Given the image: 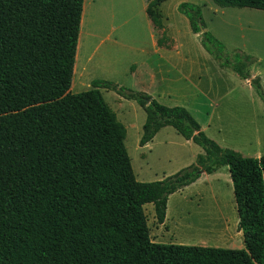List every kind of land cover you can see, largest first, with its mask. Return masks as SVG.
<instances>
[{
    "label": "trees",
    "instance_id": "16d2710c",
    "mask_svg": "<svg viewBox=\"0 0 264 264\" xmlns=\"http://www.w3.org/2000/svg\"><path fill=\"white\" fill-rule=\"evenodd\" d=\"M147 15L163 29L159 6ZM221 8L264 11V0H211ZM85 0H0V264H264V155L244 157L222 148L182 106L94 80L71 92ZM178 11L222 69L249 81L264 102L257 60L224 46L206 30L200 7ZM204 30V32H202ZM165 34L158 39L163 46ZM102 90L136 101L146 113L140 146L166 127L200 146L196 165L162 181L137 180L127 130ZM228 167L243 234V249L152 240L144 206L158 224L169 197L203 173Z\"/></svg>",
    "mask_w": 264,
    "mask_h": 264
},
{
    "label": "rangeland",
    "instance_id": "374dc122",
    "mask_svg": "<svg viewBox=\"0 0 264 264\" xmlns=\"http://www.w3.org/2000/svg\"><path fill=\"white\" fill-rule=\"evenodd\" d=\"M141 1L85 0L76 62L81 75L80 77L74 75L71 88L73 94L88 91L94 80L112 81L121 87L148 94L149 90L159 88L156 84L149 85L145 72L135 75V68L131 63L129 66L132 67L133 72L130 71L131 69L125 71V62L122 59L135 57L131 52L124 53V57L122 52L113 51L112 47L106 48L100 44V37L105 33L111 34L114 31L122 33L130 30L135 23H140ZM146 1L149 3L153 0ZM183 2H189L201 8L206 30L224 46L225 56L232 59L234 51L243 52L253 56L257 60L256 64L261 58L262 68H264V11L250 8H221L211 0H164L159 12L164 28H166V20H169L168 24L173 25L174 16L181 20L177 25L178 37L185 47H189L193 58L185 63L181 70L188 71L195 63L196 77L190 78V81L196 79L199 88L207 94L210 93L211 87L215 89V94L213 93L212 97L206 94L207 97H203L200 101L199 109L196 112L192 110L191 113L200 125L206 123L209 112L214 110L208 100L213 98L211 103L219 105L218 111L229 114L226 129L219 136L222 141L219 145H228L226 147L239 151L244 157L260 158L264 155V102L252 88L258 100L254 102L244 80L231 69H222L212 55L210 60L203 59L205 49L201 45L200 34L194 36L189 20L178 11L179 5ZM163 35L161 31L158 39H161ZM142 38L147 42V34L138 38L139 44L143 42ZM169 41H171L170 38L166 36L163 46H167ZM206 55L208 56L209 53ZM171 63L177 64L174 60H171ZM199 66L203 71L199 70ZM172 74L177 77L174 72H171ZM108 76L111 77L106 78ZM187 82L188 79L184 83L179 82L176 87L182 88L183 84L189 83ZM261 85L264 90L262 82ZM219 90L222 94H219ZM102 93L127 130L125 145L138 181H162L196 165L198 154L203 152L202 148L183 139L172 127L164 128L147 147H141L140 139L146 121L145 111L136 101L121 99L115 91L102 90ZM225 94L227 95L224 96ZM178 96L183 98V93H179ZM180 100L182 102H178L176 106L185 107L182 105L184 101L192 106L194 102L193 98L188 101ZM214 126L211 127L213 131ZM212 130L205 133L209 138H211L210 135H216ZM200 186L203 190V196L200 199L196 198V188L183 189L169 198L167 223L158 224L153 204L144 206L153 241L196 246V214L201 211L200 214H206V217L210 215L213 219L219 205L222 204L215 201L211 189L213 186L203 183ZM221 200H225L223 194Z\"/></svg>",
    "mask_w": 264,
    "mask_h": 264
},
{
    "label": "crops",
    "instance_id": "0c3cea01",
    "mask_svg": "<svg viewBox=\"0 0 264 264\" xmlns=\"http://www.w3.org/2000/svg\"><path fill=\"white\" fill-rule=\"evenodd\" d=\"M147 7V1L142 0L140 5V23H135L130 30L124 31L122 33H116L115 31L111 34L105 33L104 36L100 37V44H102L106 48L112 47L113 51L118 50V52H122V56H124V53L131 52L135 57H131L130 59H122L123 62H125V71L132 68H130L129 66V63H131L134 66L133 68H135V75L140 72H145V75L148 77L149 85L152 86L156 84L157 86H159V88L156 90H149V95H151L159 103L166 106L168 105L169 107H174L179 104L178 102H182L180 99L188 101L190 98H193L194 102L192 106H190V104L186 101H184L182 105H184L185 108L190 111V113L192 110L196 112V110L201 106L200 101L203 97H207L205 96L207 93L199 88L196 79L190 81V78L196 77L195 63H193V66L190 67L188 71H185L184 69L181 70L183 65L190 61L192 58L189 47H185L178 37L179 28L177 25L180 24L181 20L177 16H174L173 25L168 24L169 20H166V28L159 30L154 26L151 19L147 15ZM160 7L161 5L158 8L159 12ZM161 31L171 40L168 42L167 46L158 45V38ZM143 34H147L148 40L146 42V40L144 41V38H142L144 43L140 42L139 44L138 38L142 37ZM194 36L196 37V34H194ZM203 53L204 60L211 59L210 54L208 56L206 55V53L208 52L205 51ZM122 56L118 57L122 58ZM171 60H174L177 64H172ZM258 61L259 63L252 68L251 72L254 77L259 76L261 78V82L264 84V68H262L263 60L260 58V60ZM170 66H172L173 68L170 69ZM77 67L78 66H76L75 64L74 75L80 77L81 70H78ZM199 70H202L201 66H199ZM130 71H132V69ZM171 72L177 74V77H174L173 74L171 75ZM110 77L111 76H108L106 78ZM170 77L172 78L170 79ZM187 79L189 82H187L188 84H183L182 88L176 87L177 83H184V81H187ZM244 83L246 87H248L250 94L254 99V102L258 101L255 96L256 94L252 92L253 89L249 81L244 80ZM210 89L211 91L207 95L212 97L213 93L215 94V89L213 87H211ZM179 93H183V98L178 96ZM185 93L186 95H184ZM219 94H222V91L219 90ZM226 95L227 94H225L224 96ZM208 101L214 110L213 112H209L206 123L202 124L201 128L202 131L206 133L207 131L212 130L211 127L215 125V130H212V132H214L216 135H210V137L218 144H222L219 136L226 129L229 114L227 112L223 114L218 111L219 105H214L213 103H211L213 102V98ZM147 145H145L144 147H147ZM226 146L221 147L228 148ZM202 153L204 154V151ZM201 183L213 186L211 189L213 190L215 201L222 202V204L219 205V209L217 213H215V217H213V219L215 218V220L211 219L210 215H207L209 217L208 218L205 216L206 214H200L201 211L196 214V246L224 249H243L245 247L243 234L238 230L239 217L234 198L233 183L228 167H223L211 175L203 173L195 183L185 189L196 188V198L198 197L200 199L203 196V190L200 188ZM222 194L223 196H225V202L221 200ZM168 211L169 210L167 208V215L165 220L166 223L167 221H169ZM219 221L222 222V224L219 225Z\"/></svg>",
    "mask_w": 264,
    "mask_h": 264
},
{
    "label": "water",
    "instance_id": "95a60500",
    "mask_svg": "<svg viewBox=\"0 0 264 264\" xmlns=\"http://www.w3.org/2000/svg\"><path fill=\"white\" fill-rule=\"evenodd\" d=\"M202 32H204V30H202Z\"/></svg>",
    "mask_w": 264,
    "mask_h": 264
}]
</instances>
